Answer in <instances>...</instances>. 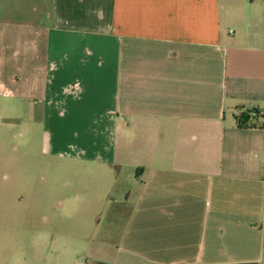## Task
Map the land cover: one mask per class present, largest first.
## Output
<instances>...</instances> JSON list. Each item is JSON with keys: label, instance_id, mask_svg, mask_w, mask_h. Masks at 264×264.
<instances>
[{"label": "crops", "instance_id": "0c3cea01", "mask_svg": "<svg viewBox=\"0 0 264 264\" xmlns=\"http://www.w3.org/2000/svg\"><path fill=\"white\" fill-rule=\"evenodd\" d=\"M38 2L0 20V96L45 105L56 156L149 170L88 260L264 264V129L237 127L264 114V0Z\"/></svg>", "mask_w": 264, "mask_h": 264}, {"label": "rangeland", "instance_id": "374dc122", "mask_svg": "<svg viewBox=\"0 0 264 264\" xmlns=\"http://www.w3.org/2000/svg\"><path fill=\"white\" fill-rule=\"evenodd\" d=\"M38 3L0 0V20L40 18ZM44 108L39 100L0 96V264H92L83 254L88 240L104 227L120 237L131 209L121 199L140 194L149 170L125 168L118 177L54 155Z\"/></svg>", "mask_w": 264, "mask_h": 264}, {"label": "trees", "instance_id": "16d2710c", "mask_svg": "<svg viewBox=\"0 0 264 264\" xmlns=\"http://www.w3.org/2000/svg\"><path fill=\"white\" fill-rule=\"evenodd\" d=\"M237 127L241 130L264 129V114H260L258 110H239L237 117Z\"/></svg>", "mask_w": 264, "mask_h": 264}]
</instances>
